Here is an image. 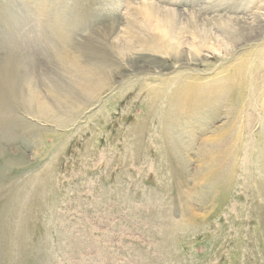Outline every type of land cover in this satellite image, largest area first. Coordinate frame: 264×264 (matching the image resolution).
Here are the masks:
<instances>
[{"label": "rangeland", "instance_id": "obj_1", "mask_svg": "<svg viewBox=\"0 0 264 264\" xmlns=\"http://www.w3.org/2000/svg\"><path fill=\"white\" fill-rule=\"evenodd\" d=\"M0 264H264V0H0Z\"/></svg>", "mask_w": 264, "mask_h": 264}]
</instances>
